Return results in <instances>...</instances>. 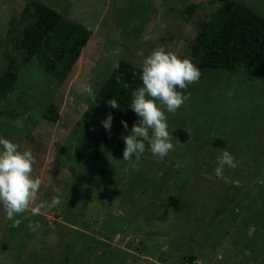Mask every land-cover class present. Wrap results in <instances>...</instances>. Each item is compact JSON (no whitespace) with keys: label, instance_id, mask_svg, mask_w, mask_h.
I'll return each mask as SVG.
<instances>
[{"label":"rangeland","instance_id":"374dc122","mask_svg":"<svg viewBox=\"0 0 264 264\" xmlns=\"http://www.w3.org/2000/svg\"><path fill=\"white\" fill-rule=\"evenodd\" d=\"M231 1L264 18V0ZM36 3L61 16L60 30L90 33L79 57L53 72L43 68L45 47L21 63ZM225 18L219 0H0V78L8 68L17 75L0 103V137L32 152L33 178L42 180L35 204H44L16 217V228L0 205V264H264V73L200 70L183 106L165 112L174 150L159 160L145 142L136 169L122 160L121 137L140 118L131 107L115 113L97 94L119 61L141 69L160 46L197 67ZM49 107L56 121L44 118ZM224 149L237 167L218 178Z\"/></svg>","mask_w":264,"mask_h":264},{"label":"clouds","instance_id":"9594fccd","mask_svg":"<svg viewBox=\"0 0 264 264\" xmlns=\"http://www.w3.org/2000/svg\"><path fill=\"white\" fill-rule=\"evenodd\" d=\"M153 38L144 35L142 40L146 42ZM137 55L144 57V52L141 50ZM200 76V70L189 59H181L166 51L163 46L155 48L144 57L140 74L143 86L132 92L130 104L132 111L140 119L137 124H133L131 134L121 137L125 144L122 160L129 162L131 167L136 169L146 151L145 142L151 154L159 160H163L174 150L171 142L173 136L168 131L165 112L175 114L183 106L188 98L184 92L191 85L199 83ZM84 91L88 98L95 102L96 96L92 88L86 85ZM108 105L114 109L120 107L114 98L108 101ZM112 119L113 117L108 115L106 120L102 121L105 130L110 131ZM121 123L125 130H128L127 123ZM35 163L36 159L31 151H20L18 144L0 137V205L3 206L6 218L13 221L14 228L19 227L22 222L16 217L29 219L26 213L35 216L44 207L43 203L35 204L42 184L39 177L33 178ZM226 166L234 169L237 162L235 157L224 149L217 157V167L214 169L216 177H222ZM60 203L59 197L52 198V206ZM27 227L35 232L41 225L38 222H29Z\"/></svg>","mask_w":264,"mask_h":264},{"label":"trees","instance_id":"16d2710c","mask_svg":"<svg viewBox=\"0 0 264 264\" xmlns=\"http://www.w3.org/2000/svg\"><path fill=\"white\" fill-rule=\"evenodd\" d=\"M224 7L226 18L210 43L202 53L197 68L204 70H224L234 72L242 68L248 77L264 73V18L249 7L234 3L231 0H219ZM32 21L22 34L20 41V57L22 66H26L40 50L45 47L49 56L45 58L43 68L53 72L56 63L66 57L72 64L81 50L86 46L90 33L82 26L70 24L60 30L61 16L43 4H32L29 14ZM17 20L10 22L9 34ZM141 69L126 61H119L98 90V97L107 104L116 99L119 108H111L121 114L130 108L132 92L142 87ZM16 72L7 69L0 78V103L9 93L16 81ZM0 116L3 112L0 111ZM44 118L49 121L57 120V113L49 107ZM81 149L76 153L81 155ZM194 258L183 264H191Z\"/></svg>","mask_w":264,"mask_h":264},{"label":"built area","instance_id":"2783aa9c","mask_svg":"<svg viewBox=\"0 0 264 264\" xmlns=\"http://www.w3.org/2000/svg\"><path fill=\"white\" fill-rule=\"evenodd\" d=\"M191 264H201V263H198V262L194 261V262H192Z\"/></svg>","mask_w":264,"mask_h":264}]
</instances>
